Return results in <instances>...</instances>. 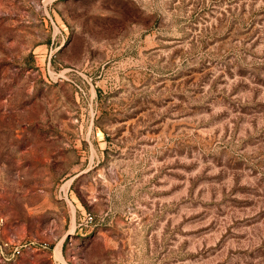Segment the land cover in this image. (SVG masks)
Masks as SVG:
<instances>
[{
  "label": "rangeland",
  "instance_id": "obj_1",
  "mask_svg": "<svg viewBox=\"0 0 264 264\" xmlns=\"http://www.w3.org/2000/svg\"><path fill=\"white\" fill-rule=\"evenodd\" d=\"M0 264H264V0H0Z\"/></svg>",
  "mask_w": 264,
  "mask_h": 264
}]
</instances>
